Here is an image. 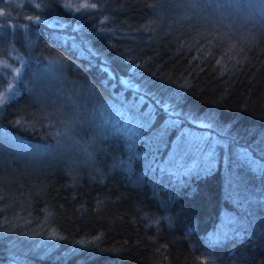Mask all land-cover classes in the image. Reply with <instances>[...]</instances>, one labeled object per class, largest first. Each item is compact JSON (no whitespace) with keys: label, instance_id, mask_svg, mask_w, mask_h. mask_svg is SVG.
Instances as JSON below:
<instances>
[{"label":"trees","instance_id":"obj_1","mask_svg":"<svg viewBox=\"0 0 264 264\" xmlns=\"http://www.w3.org/2000/svg\"><path fill=\"white\" fill-rule=\"evenodd\" d=\"M70 1L0 0V264H264V0Z\"/></svg>","mask_w":264,"mask_h":264},{"label":"snow or ice","instance_id":"obj_2","mask_svg":"<svg viewBox=\"0 0 264 264\" xmlns=\"http://www.w3.org/2000/svg\"><path fill=\"white\" fill-rule=\"evenodd\" d=\"M37 7H39V5H36ZM65 7L68 9H75L76 12H82L84 10H89V9H96L97 8V4L95 2L92 3H81L78 6H74L72 3H68L65 4ZM7 15L6 12H0V16H5ZM29 19H31V17H29ZM37 20H39V17L36 18ZM0 27H3V25H0ZM17 59H19V57H17ZM23 63V61H21V64ZM217 63H219V61H217ZM3 67L5 69L10 68V65L7 64V62L5 61L3 63ZM15 75H14V79L18 78L21 74V69L20 68H16L12 70ZM15 95V88L13 85H9V87L3 92L0 93V107H2L9 99L11 96ZM17 123H21V121H17ZM144 125H141V127H143Z\"/></svg>","mask_w":264,"mask_h":264},{"label":"rangeland","instance_id":"obj_3","mask_svg":"<svg viewBox=\"0 0 264 264\" xmlns=\"http://www.w3.org/2000/svg\"><path fill=\"white\" fill-rule=\"evenodd\" d=\"M23 2V1H22ZM68 3H72L73 4V2L72 1H70V0H68ZM5 62V60H2V59H0V66H3V63ZM8 64V63H7ZM8 65H10V64H8ZM10 68L13 70V69H15L13 66H11L10 65Z\"/></svg>","mask_w":264,"mask_h":264}]
</instances>
